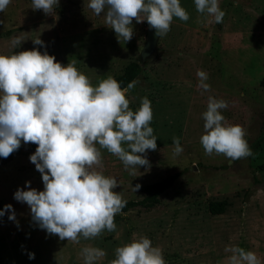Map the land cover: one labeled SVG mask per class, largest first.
<instances>
[{
    "label": "rangeland",
    "instance_id": "374dc122",
    "mask_svg": "<svg viewBox=\"0 0 264 264\" xmlns=\"http://www.w3.org/2000/svg\"><path fill=\"white\" fill-rule=\"evenodd\" d=\"M88 3L59 0L48 15L33 10L32 0H11L0 12V55L46 51L62 65L75 62L93 86L138 61L141 69L134 79L140 83L127 98L133 111L141 98L151 101L150 126L157 137V150L145 154L151 167L137 168L132 176L119 158L101 149L103 168L97 170L117 179L114 191L123 199L134 200L142 197L132 190L136 184L179 174L152 208L121 212L114 232L74 243L49 235L32 220L29 206L14 199L18 189L29 190L26 182L37 191L44 185L30 161L36 149L13 156L0 163V210L10 204L16 216L9 220L8 210L0 217V264H84V247L104 250L106 256L96 264H110L117 247L141 237L162 250L166 264H228L229 246L255 252L264 264V0H219L226 13L222 23L198 13L194 0H180L189 20L174 18L171 30L157 36L144 56L146 21L133 20V37L125 43L106 25L107 9L96 15ZM17 36L25 41L13 48ZM37 37L43 45L33 43ZM198 71L207 74L210 91L198 87ZM209 96L228 103L222 110L225 123L244 128L251 156L232 161L205 154L200 137ZM173 137L183 148L176 157ZM212 200L225 201L221 213L208 211Z\"/></svg>",
    "mask_w": 264,
    "mask_h": 264
},
{
    "label": "clouds",
    "instance_id": "9594fccd",
    "mask_svg": "<svg viewBox=\"0 0 264 264\" xmlns=\"http://www.w3.org/2000/svg\"><path fill=\"white\" fill-rule=\"evenodd\" d=\"M11 0H0V12ZM59 0H32L33 10L51 15ZM196 11L222 23L225 12L219 0H194ZM88 7L100 15L106 11L105 23L125 43L133 37V20L147 21L161 38L171 30L174 18L189 20V13L180 0H89ZM25 41L22 36L12 38L13 48ZM35 45H43L37 37ZM198 87L210 91L208 77L198 71ZM140 83L134 79L121 87L113 77L93 86L90 79L75 67L56 61L55 56L37 49L0 55V157L7 158L18 150L21 142L37 145L30 161L41 173L43 191L18 189L14 199L26 203L32 220L49 235L79 243L96 239L117 228L115 216L127 201L114 191L120 184L108 177L103 168L101 149H106L121 160L132 176L137 168H150L148 150H157V137L150 126L153 120L151 101L141 98L140 107L133 111L129 91ZM228 103L212 96L202 114L204 134L200 137L206 155H224L235 161L253 153L240 125H228L222 110ZM99 145V147H97ZM126 145V147H125ZM173 156L183 152L179 137H173ZM141 185L132 187L137 192ZM11 210L9 220L16 221L12 205L0 210V217ZM18 224V222H17ZM231 255L228 264H262L253 251L238 246L225 248ZM29 259L35 254L29 253ZM84 264H96L106 256L97 247H84ZM110 264H166L162 250L154 247L147 237L115 249Z\"/></svg>",
    "mask_w": 264,
    "mask_h": 264
},
{
    "label": "trees",
    "instance_id": "16d2710c",
    "mask_svg": "<svg viewBox=\"0 0 264 264\" xmlns=\"http://www.w3.org/2000/svg\"><path fill=\"white\" fill-rule=\"evenodd\" d=\"M141 67L138 61H129L122 68L121 72L114 75L113 78L116 79L121 87H126L129 82H131L139 73ZM264 80L261 81L263 83ZM37 148L36 144L28 143L24 144L21 142V146L18 150L14 151L7 158L0 157V163H7L12 159L13 156L18 155L23 152L35 150ZM178 172H172L170 174L165 175L163 178L152 181L149 183L141 184L139 191L142 193V197L140 199H125L127 201L126 206L123 208L122 212L135 208L137 206L142 207L144 209L152 208L158 202V196L167 188L172 186L174 181L178 176ZM257 182V181H256ZM264 186V185H263ZM224 200H212L207 204V209L211 214H219L223 211L225 206Z\"/></svg>",
    "mask_w": 264,
    "mask_h": 264
},
{
    "label": "water",
    "instance_id": "95a60500",
    "mask_svg": "<svg viewBox=\"0 0 264 264\" xmlns=\"http://www.w3.org/2000/svg\"><path fill=\"white\" fill-rule=\"evenodd\" d=\"M146 23H147V21H146ZM156 38H157V35L155 32V29L150 28L148 23H147L146 29H145V41H144V44H143V47L141 50L142 56L147 55L152 51L154 44H155V41H156Z\"/></svg>",
    "mask_w": 264,
    "mask_h": 264
}]
</instances>
